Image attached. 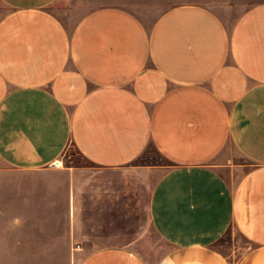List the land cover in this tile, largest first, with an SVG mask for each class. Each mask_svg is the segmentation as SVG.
Returning <instances> with one entry per match:
<instances>
[{
	"label": "crops",
	"instance_id": "crops-1",
	"mask_svg": "<svg viewBox=\"0 0 264 264\" xmlns=\"http://www.w3.org/2000/svg\"><path fill=\"white\" fill-rule=\"evenodd\" d=\"M57 1L0 0L4 169L58 167L71 146L91 168L117 172L154 147L166 163L150 166L158 177L149 219L174 246L160 264H228L215 245L232 226L250 242L236 264H264V2L228 26L200 3L170 6L151 21L102 6L72 25L53 8ZM233 150L245 160H233ZM225 170L240 173L230 182ZM65 181L71 260L147 264L114 232L89 235L88 227L73 243L85 226L78 215H102L114 231L105 215L115 191H77L83 179L73 172ZM16 247L17 256L24 247L39 252L34 243Z\"/></svg>",
	"mask_w": 264,
	"mask_h": 264
},
{
	"label": "rangeland",
	"instance_id": "rangeland-1",
	"mask_svg": "<svg viewBox=\"0 0 264 264\" xmlns=\"http://www.w3.org/2000/svg\"><path fill=\"white\" fill-rule=\"evenodd\" d=\"M262 2L264 0H58L53 8L66 20V24L73 25L84 14L102 6H122L151 21L170 6L200 3L216 11L229 26L244 10ZM231 153L233 160H245L235 150ZM158 163H166V160L154 147H149L132 166L117 172H107L91 168L71 146L65 151L59 166L46 171H14L4 169L0 162V264H76L67 255L64 245L65 228L70 225V215L66 214L63 195L67 190L66 175L71 172L81 175L83 179L76 183L77 191L82 185H92L97 195H101L104 188L110 189V192L114 188L115 191L111 208L113 212L105 215L107 222L110 220V223H114V231L109 224L106 228L102 215H78L85 226L76 231L73 243L80 241L81 232L86 235L88 227H94L88 229L91 231L89 235L114 232L118 234L121 244L137 250L147 264H160L174 246L162 239L152 226L148 214L150 190L158 177L150 166ZM225 172L230 182H234L240 173L235 171L231 175L228 170ZM100 173H117L119 182L88 181L89 176ZM23 242L36 244L38 254L33 256L24 247V252L17 256L16 244ZM5 244L10 245L8 253L4 252ZM248 245L250 242L232 226L217 242L215 249L226 258L228 264H236Z\"/></svg>",
	"mask_w": 264,
	"mask_h": 264
},
{
	"label": "built area",
	"instance_id": "built-area-1",
	"mask_svg": "<svg viewBox=\"0 0 264 264\" xmlns=\"http://www.w3.org/2000/svg\"><path fill=\"white\" fill-rule=\"evenodd\" d=\"M54 166H58V163H55V165ZM78 246V245H77Z\"/></svg>",
	"mask_w": 264,
	"mask_h": 264
},
{
	"label": "bare ground",
	"instance_id": "bare-ground-1",
	"mask_svg": "<svg viewBox=\"0 0 264 264\" xmlns=\"http://www.w3.org/2000/svg\"><path fill=\"white\" fill-rule=\"evenodd\" d=\"M58 164H59V162H58Z\"/></svg>",
	"mask_w": 264,
	"mask_h": 264
}]
</instances>
